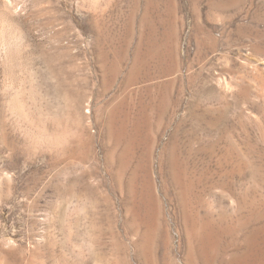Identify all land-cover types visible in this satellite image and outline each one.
Returning a JSON list of instances; mask_svg holds the SVG:
<instances>
[{"label":"rangeland","instance_id":"1","mask_svg":"<svg viewBox=\"0 0 264 264\" xmlns=\"http://www.w3.org/2000/svg\"><path fill=\"white\" fill-rule=\"evenodd\" d=\"M196 263L264 264V0H0V264Z\"/></svg>","mask_w":264,"mask_h":264},{"label":"bare ground","instance_id":"2","mask_svg":"<svg viewBox=\"0 0 264 264\" xmlns=\"http://www.w3.org/2000/svg\"><path fill=\"white\" fill-rule=\"evenodd\" d=\"M195 230H196V229H195ZM186 231H187V230H186ZM188 231H189V230H188ZM191 232H192V231H191ZM193 232H194V231H193ZM193 232H192V233H193ZM187 233H188V232H187ZM195 233H196V232H195ZM185 234H186V232H185ZM189 234H190V233H189ZM202 234H203V233H202ZM191 236H193V234H192ZM195 236H196V235H195ZM185 237H187L186 239L189 238V236H185ZM204 237H205V236H204ZM208 238H209V237H208ZM206 241H207V240H206ZM193 242H194V241H191L190 244L193 243ZM254 242H255V241H254ZM139 243H140V242H139ZM187 244H188V246L190 245L189 243H187ZM193 244H194V243H193ZM197 244H198V243H197ZM203 244H204V243H203ZM194 245H195V244H194ZM194 245H193V246H194ZM201 245H202V244H201ZM253 245H254V244H253ZM191 246H192V245H191ZM187 249H188V248H187ZM189 249H191V248H189ZM189 249H188V250H189ZM189 251H190V250H189ZM191 251H192V250H191ZM4 252H5V251H4ZM247 252H248V251H247ZM189 253H191L190 255L192 256L193 252H189ZM195 253H196V252H195ZM242 253H244V252H242ZM244 254L246 255L247 253H244ZM244 254H243V255H244ZM248 254H250V253L248 252ZM187 255H188V254H187ZM190 255H189V256H190ZM232 256H233V255H232ZM248 256H249V255H247V257H248ZM234 257H237V256L235 255ZM238 257H239V256H238ZM245 257H246V256H245ZM194 258H196V257H194ZM239 258H240V257H239ZM241 258H242V257H241ZM241 258H240V259H241ZM189 259H190V257H189ZM192 259H193V258H192ZM235 259H236V258H235ZM254 259H255V258H254ZM185 260H186V259H185ZM187 260H188V259H187ZM187 260H186V261H187ZM193 260L196 262L195 259H193ZM197 260H198V259H197ZM242 260H243V258H242ZM256 260H257V259H256ZM231 261H232V260H231ZM231 261H230V262H231ZM187 262H188V261H187ZM190 262H191V261H190ZM240 263H243V262H240ZM240 263H239V264H240ZM249 263H250V262H249ZM196 264H197V263H196ZM244 264H245V263H244ZM246 264H247V263H246Z\"/></svg>","mask_w":264,"mask_h":264}]
</instances>
